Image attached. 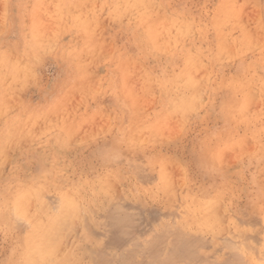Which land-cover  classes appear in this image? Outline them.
<instances>
[{"label":"rangeland","instance_id":"1","mask_svg":"<svg viewBox=\"0 0 264 264\" xmlns=\"http://www.w3.org/2000/svg\"><path fill=\"white\" fill-rule=\"evenodd\" d=\"M144 42L148 57L136 53ZM156 55L167 62L161 81ZM232 77L243 104L221 125L205 109L230 96ZM262 81L264 0H0V140L13 134L0 151V264H25V236L41 224L43 243L60 232L49 264L134 262L148 242L178 232L197 239L199 254L179 251L166 264H264ZM168 90L173 101L188 94L187 108L166 104ZM202 159L213 170L200 178L189 162L198 169ZM161 169L173 178L163 188ZM32 183L49 188L15 190ZM59 183L69 189L57 192ZM24 196L27 217H16ZM165 251L153 264H165Z\"/></svg>","mask_w":264,"mask_h":264},{"label":"bare ground","instance_id":"2","mask_svg":"<svg viewBox=\"0 0 264 264\" xmlns=\"http://www.w3.org/2000/svg\"><path fill=\"white\" fill-rule=\"evenodd\" d=\"M167 1V0H166ZM238 1V0H237ZM144 3H145V1H144ZM238 3V2H237ZM144 5H146V4H144ZM151 5V4H150ZM156 6V5H155ZM147 7V6H146ZM148 8V7H147ZM151 8H152V6H151ZM236 8V7H235ZM236 9H234V11H235ZM161 11V10H160ZM159 13V12H158ZM235 13V12H234ZM236 14V13H235ZM237 16V15H236ZM160 17V16H159ZM160 18H162V17H160ZM233 18V17H232ZM235 18V17H234ZM233 18V19H234ZM240 18V17H239ZM235 20V19H234ZM233 20V21H234ZM232 21V20H231ZM164 23V22H163ZM239 23V22H238ZM166 24V23H165ZM241 24H243L242 22H241ZM98 25H100V24H98ZM154 25L156 26V22L154 23ZM167 25V24H166ZM225 25V24H224ZM154 26V27H155ZM168 26V25H167ZM228 26V25H227ZM226 26V27H227ZM244 26V25H243ZM166 27V26H165ZM191 27V26H190ZM224 27V26H223ZM156 28V27H155ZM154 28V29H155ZM158 28H160V26L159 27H157V30H158ZM193 28V27H192ZM191 28V29H192ZM181 29L183 30V28L181 27ZM189 29V28H188ZM187 28H186V30L187 31H189ZM245 29V28H244ZM163 32V31H162ZM247 32V31H246ZM251 32H253L252 30H251ZM250 32V33H251ZM194 33V32H193ZM192 33V34H193ZM249 33V32H248ZM255 34H257V33H255ZM261 34V33H260ZM259 34V35H260ZM188 35H189V33H188ZM251 35V34H250ZM252 35H254V34H252ZM258 35V34H257ZM258 35V36H259ZM135 36V35H134ZM133 36V38H135ZM262 36V35H261ZM260 36V37H261ZM101 37V36H100ZM137 37V36H136ZM189 37V36H188ZM251 37V36H250ZM259 38V37H258ZM253 39V38H252ZM136 42H129V43H127V46L129 47V49L128 50H131L132 51V49H133V44H135ZM225 45V44H224ZM138 47L136 48V53H140V54H146L147 55V53L148 52H150V50L146 47L147 45H146V43L144 42L143 43V45L142 44H139V45H137ZM231 46V45H230ZM229 46V47H230ZM228 47V48H229ZM229 51L231 50V48H229L228 49ZM228 50H227V52H228ZM224 52V51H223ZM222 52V53H223ZM229 53V52H228ZM4 54H6V53H4ZM224 54V53H223ZM7 55V54H6ZM5 55V56H6ZM9 55V54H8ZM11 56V55H10ZM157 57H156V59L155 60H157V62H154V66L156 67V69H157V72H158V75L156 76L160 81L162 80V78H164V77H166V75H164L165 74V67H166V65H167V62H164V61H162L160 58H159V56L158 55H156ZM221 56V55H220ZM147 57H148V55H147ZM8 57H6V59H7ZM12 58V57H11ZM10 57L8 58V60L10 59V60H12ZM222 58V57H221ZM204 62V61H203ZM8 64V63H7ZM194 64V63H193ZM10 65V64H9ZM12 66V65H11ZM10 66V67H11ZM8 70V69H7ZM12 73V72H11ZM159 73H160V75H159ZM11 76V75H10ZM159 76H161V77H159ZM9 79H10V77H9ZM8 79V80H9ZM238 78H236V79H234L233 77H232V79L230 80V96H228L227 98H226V100H224V101H218V100H212L210 103H209V105L206 107V109H205V113H206V115H207V117L209 118V119H211L213 122H215V123H220L221 125H223V123L225 124V122L226 121H228V120H230V118H229V116L232 118L233 117V114L235 115L236 113H238L239 112V105L241 106L243 103L242 102H239V101H236L237 100V98H236V96H235V94L234 93H232V91H234V89H235V87H237V83L238 82H241L240 81V79L239 80H237ZM7 80V79H6ZM7 80V81H8ZM7 81H5V83L7 82ZM173 82H175V81H173ZM198 85H200V83H198ZM260 86H261V88H264V81H262V83L260 84ZM182 88L186 91V92H188L189 94H190V99H191V102L194 100V96H192V94L194 93L195 94V92H193V88H194V85L188 80V81H185L184 82V84L182 85ZM199 88V87H198ZM110 89H114V87L113 86H111L110 85ZM6 90H7V88H6ZM115 90V89H114ZM170 90H172L171 88H170ZM198 91V90H197ZM202 92V91H201ZM173 94H176V97H175V100L173 101V97H172V95H171V91H169L168 90V92H167V94L165 93V103L166 104H170V102H171V97H172V101H173V106H174V108L173 109H175V108H178V109H180V110H184V109H186L187 108V106H188V104H189V102H190V100H189V96H188V94H186L185 92H183V91H176V93L174 92ZM252 95V94H251ZM178 96V97H177ZM203 96V95H202ZM201 97V96H200ZM199 97V98H200ZM181 100V101H180ZM197 100V99H196ZM178 101H180L179 103H178ZM202 101V100H201ZM236 102V105H231L230 103L231 102ZM242 101V100H241ZM128 101L125 99V100H123V101H120V106L122 107V105H125V104H127V105H129L128 103H127ZM163 102V101H162ZM195 102H197V101H195ZM237 102H239V104L237 103ZM178 103V104H177ZM249 104H250V102H249ZM195 107H196V104H195ZM249 107H251V106H249ZM195 110V109H194ZM233 110V111H232ZM233 112V113H232ZM249 113H250V111H249ZM228 118H227V117ZM126 118H129V121H131L132 119H133V117H132V115L130 114V115H127V117ZM125 119V117L123 118V120ZM124 122H122V125H121V127H122V132H123V130H124ZM11 127H13V124H12V122L9 124V127L8 128H11ZM12 136H13V134H11V133H8V134H6L5 135V137L3 138V139H1L0 140V151L2 150V149H4V147L6 146H9V144H10V142H11V138H12ZM13 141V140H12ZM118 142V140H114V146H113V155H115L116 157H119L118 155H117V150H115V149H120L121 147L119 146V144L117 143ZM130 142H134L133 141V139H132V134L131 133H129V135H128V137H126L124 140L123 139H119V143H123V144H125V147L126 148H128V145H129V143ZM200 148H201V152L203 151V146H202V144L200 145ZM178 154V153H177ZM132 159H133V157H131ZM159 159V158H158ZM158 159L156 160V161H158ZM127 161H128V158H127ZM194 163V162H193ZM195 164L196 165H198L197 167H198V169H195V167L192 165V162H189V166H190V168L195 172V173H197V175H198V177L200 176V178H202V177H206V176H208L209 174H211L210 172H211V170H213L212 169V166H211V163L208 161V160H204V159H202V160H200V161H196L195 162ZM202 166L203 167H206L207 168V170H208V172L207 173H205V172H203L202 171ZM167 170H169V169H167ZM166 170V173L164 172V170L163 169H161V170H159L158 171V173H159V176L160 177H162V188H163V186L166 184V185H169L170 183L172 184V182L170 181V180H172L173 181V178L171 179V177L172 176H170V172H168ZM171 170V169H170ZM169 170V171H170ZM172 171V170H171ZM137 173H138V170H137ZM172 174H173V172H172ZM116 176H118L117 174H115L114 175V177H116ZM167 176V177H166ZM170 178V179H169ZM101 181H102V183L104 184V183H108L106 180H103V179H101ZM155 181V180H154ZM62 184L63 183H59V185L56 187V191L57 192H64V190H66V189H69V188H66V189H64L63 187H62ZM89 187H93V186H89ZM173 187V186H172ZM48 188L49 187H46L44 184H39V185H37V184H22V185H20V186H18V187H15V190H37V191H43V189L44 190H48ZM161 187H160V190L162 189ZM75 189V188H74ZM173 189V188H172ZM55 190V189H54ZM101 191H105V190H101ZM19 193H22V192H19ZM18 193V194H19ZM62 194V193H61ZM93 195V194H92ZM95 195V194H94ZM21 196H23V195H21ZM65 198V195H61V202H63L62 203V205H66L67 204V200H65L64 199ZM91 199V198H90ZM89 199V201H91ZM95 201V200H94ZM31 202V201H30ZM30 202H29V205H30ZM93 202V201H92ZM32 203V202H31ZM74 204V203H73ZM93 204H95V203H93ZM31 206H32V204H31ZM36 206V205H35ZM219 206H220V204H219ZM33 207V206H32ZM72 207H74V206H72ZM79 207V206H78ZM25 208H26V198H25V196H24V198H18L17 199V202L15 203V206L13 207V213H14V215L16 216V217H27V214H26V211H25ZM29 208H31V207H29ZM29 208H28V212H29ZM215 209H217V207L215 206L214 207ZM220 209H222V207L220 208ZM31 211V210H30ZM221 211V210H220ZM72 212V211H71ZM217 212V211H216ZM48 213V212H47ZM79 214V213H78ZM14 215H12V214H10V215H8V217L6 218V219H8L9 221L10 220H12L14 217ZM216 215H217V213H216ZM80 216V215H79ZM119 216V215H118ZM117 216V217H118ZM42 217V216H41ZM68 217H70L69 216V214H68ZM122 217H124L123 215H122ZM71 218V217H70ZM129 218V217H128ZM217 218H218V216H217ZM76 219V218H75ZM121 219V218H120ZM119 219V220H120ZM32 220V222H34V223H37V220L35 219V218H32L31 219ZM41 220H42V218H41ZM82 220V219H81ZM43 221V220H42ZM65 221V223H66V221H67V219L66 220H64ZM63 221V222H64ZM79 221H80V219H79ZM116 221H117V219H116ZM125 221V220H124ZM123 221V222H124ZM24 222V221H23ZM63 222L62 223H60L61 225H63ZM68 222H69V220H68ZM67 222V223H68ZM119 222V221H118ZM122 222V223H123ZM125 222H127V221H125ZM134 222V221H133ZM124 224V223H123ZM225 224V223H224ZM65 225H67V224H65ZM69 225V224H68ZM67 225V226H68ZM109 225V224H108ZM25 226V225H24ZM69 227V226H68ZM68 227H67V229H68ZM190 227V226H189ZM78 228V227H77ZM117 228H118V226H117ZM218 228V227H217ZM57 229V228H56ZM66 229V230H67ZM193 229V228H192ZM40 230H41V232L39 233V234H35V233H31V234H27L26 236H25V245H24V250H26V251H28L27 252V255H26V258H25V260H24V263L25 264H49V263H52V262H50V260H52V259H50L49 260V256L50 257H53V255L54 256H56V254H55V252H56V247L57 248H59L58 246L59 245H57V244H53V243H56V242H54L53 240H58L59 239V237H60V232L59 233H56V234H58V236L59 237H57V235H55L54 236V239L52 240V242L49 240L48 242V244L47 243H43V238H46V228H45V226H43L42 224L40 225ZM61 230V229H60ZM65 230V229H64ZM121 230H122V228H121ZM183 230H188L187 229V226H186V223L184 224V226H183ZM204 230V229H203ZM42 231L44 232V234L42 233ZM124 230H122V232H123ZM230 231V230H229ZM121 231L119 230V233H120ZM121 232V233H122ZM125 232V231H124ZM63 233V232H62ZM137 233H138V231H137ZM116 234V233H115ZM125 235L127 234V233H124ZM138 234H140V233H138ZM178 234H180L183 238L185 237V235H186V233L184 232V233H181V232H178ZM231 234V233H230ZM62 236H63V234H62ZM123 236V235H122ZM127 236V235H126ZM134 236V238H136L135 237V235H132V237ZM140 236V235H139ZM173 236L174 237H172L171 238V241H165V240H163L162 239V237H159V239H153L152 241H150V242H148V245H147V247H145V248H143V251H141L140 250V247H139V250L140 251H138L137 252V257H136V260L133 258V260H135L134 262L133 261H129V258L125 255V254H123L124 256H126L127 257V259L128 260H126V257H123V255L121 256V260L123 261V263L124 264H143V262L144 261H146V260H151L150 261V263L151 264H153L154 262H153V260H155L157 257H158V255L161 253V255H162V250H164V249H166V248H170L172 251L171 252H166L165 251V255H166V257H167V259H166V261L164 262L165 264H166V262L168 261V262H170V260H172V258H174V254L175 253H177V252H179L180 251V253L183 255V259L185 258H187L188 257V255H190V257L191 256H195L196 254H199V252L197 251V247H196V245H200V243L199 244H197L195 241L197 240L196 238L195 239H189V240H192L193 242H195V243H193L192 241L190 242L188 239H186V240H184V239H182V237H178L177 235L175 236L174 235V233H173ZM236 236V235H235ZM56 237H57V239H56ZM116 237V236H115ZM114 237V238H115ZM125 237V236H124ZM198 237V236H197ZM223 237V236H222ZM134 238H132L133 240H134ZM137 238H138V236H137ZM152 237H150L149 239H151ZM48 239H52V237H51V235H48ZM63 239V238H62ZM141 239V238H140ZM217 239V238H216ZM230 239V238H229ZM32 240H33V243H31L32 242ZM123 240H125V239H123ZM148 240V239H147ZM188 240V241H187ZM195 240V241H194ZM60 241H62V240H60ZM122 241V240H121ZM126 241H127V239H126ZM129 241H132L131 239H129ZM136 242V241H135ZM138 242V241H137ZM136 242V243H137ZM165 242H166V244H165ZM200 242V241H199ZM208 242V241H207ZM206 242V243H207ZM237 242V241H236ZM192 243H193V245H192ZM133 244V243H132ZM228 244V243H227ZM235 244V243H234ZM245 244V243H244ZM134 245V244H133ZM195 245V246H194ZM203 245H204V247H205V244L203 243ZM210 245V244H209ZM236 245V244H235ZM56 246V247H55ZM202 246V245H201ZM234 246V245H233ZM240 246V245H239ZM238 246V247H239ZM122 247V246H121ZM199 247V246H198ZM204 247H201V248H204ZM126 248V247H125ZM138 248V247H137ZM200 248V247H199ZM228 248V247H227ZM230 248V247H229ZM232 248V247H231ZM126 249H128V248H126ZM125 249V250H126ZM135 250H136V248H134ZM134 249H133V251H134ZM221 249V248H220ZM235 249H237V247L235 248ZM119 250V249H118ZM123 250V249H122ZM233 250H234V248H233ZM124 251V250H123ZM231 251V250H230ZM58 252V251H57ZM56 252V253H57ZM61 252H63V251H61ZM60 252V253H61ZM136 252V251H135ZM233 252H235V250L233 251ZM59 253V254H60ZM128 253L130 254L131 252H129L128 251ZM231 253V252H230ZM24 254V253H23ZM216 254V253H215ZM226 254V253H225ZM233 255L235 254L236 255V252L235 253H232ZM241 254V253H240ZM135 255V254H134ZM133 255V256H134ZM175 255H177V254H175ZM187 255V256H186ZM58 256V255H57ZM61 256V255H60ZM116 256V255H115ZM129 256V255H128ZM130 256H132V255H130ZM132 256V257H133ZM139 256H141V258L143 259V262L141 261V259L139 260ZM181 256V255H180ZM185 256V257H184ZM237 256H239V254L237 255ZM132 257H130V258H132ZM190 257H188V258H190ZM242 257V256H241ZM47 258H48V260H47ZM54 258V257H53ZM71 258V257H70ZM123 258V259H122ZM177 258V257H176ZM180 258V257H179ZM187 258V259H188ZM232 258V257H231ZM237 258V257H236ZM243 258V257H242ZM57 258H55L54 259V261L56 260ZM184 259V260H185ZM195 259V258H194ZM200 259H201V257H200ZM233 259V258H232ZM238 259H241V258H238ZM114 260V259H113ZM132 260V259H131ZM182 260V259H181ZM191 260V259H190ZM197 260V259H196ZM226 260V259H225ZM242 260V259H241ZM63 261H64V259H63ZM71 261V260H70ZM128 263H127V262ZM161 261V260H160ZM183 261V260H182ZM192 261V260H191ZM203 261V260H202ZM205 261V260H204ZM59 261H56V263H53V264H61V262L60 263H58ZM159 262V261H158ZM184 262V261H183ZM235 263L236 262H238V261H234ZM63 263V262H62ZM121 264H122V262H120ZM156 263V262H155ZM171 263V262H170ZM190 263V262H189ZM230 262H228V263H226V264H229ZM232 263V262H231ZM169 264V263H168ZM198 264H200V263H198ZM214 264H216L215 262H214ZM221 264H224V262L223 263H221ZM236 264H238V263H236Z\"/></svg>","mask_w":264,"mask_h":264}]
</instances>
